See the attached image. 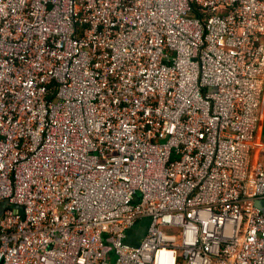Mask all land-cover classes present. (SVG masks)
<instances>
[{"label": "built area", "instance_id": "built-area-1", "mask_svg": "<svg viewBox=\"0 0 264 264\" xmlns=\"http://www.w3.org/2000/svg\"><path fill=\"white\" fill-rule=\"evenodd\" d=\"M263 39L264 0H0V264H264Z\"/></svg>", "mask_w": 264, "mask_h": 264}, {"label": "crops", "instance_id": "crops-1", "mask_svg": "<svg viewBox=\"0 0 264 264\" xmlns=\"http://www.w3.org/2000/svg\"><path fill=\"white\" fill-rule=\"evenodd\" d=\"M257 139L264 143V124H263L262 130H260V132L258 133ZM259 161H262L264 163V145H263L262 148H256L252 152V162L256 163V162H259ZM129 235H130L131 242L133 244H136L137 241L134 238L136 236L133 235L131 232H130Z\"/></svg>", "mask_w": 264, "mask_h": 264}, {"label": "rangeland", "instance_id": "rangeland-1", "mask_svg": "<svg viewBox=\"0 0 264 264\" xmlns=\"http://www.w3.org/2000/svg\"><path fill=\"white\" fill-rule=\"evenodd\" d=\"M263 41H264V39H263ZM131 233L133 234V235H135L136 237H134L135 238V240L137 241V242H139L145 235H146V233H147V226L146 225H144V226H142V227H140V228H138V227H136V228H134L132 231H131ZM136 242V243H137Z\"/></svg>", "mask_w": 264, "mask_h": 264}, {"label": "water", "instance_id": "water-1", "mask_svg": "<svg viewBox=\"0 0 264 264\" xmlns=\"http://www.w3.org/2000/svg\"><path fill=\"white\" fill-rule=\"evenodd\" d=\"M5 205H6V204H3L2 209L0 210V215H1L2 212L4 211V206H5ZM256 205H257L258 207H260L261 209L264 210V200H262V199L257 200V201H256Z\"/></svg>", "mask_w": 264, "mask_h": 264}, {"label": "trees", "instance_id": "trees-1", "mask_svg": "<svg viewBox=\"0 0 264 264\" xmlns=\"http://www.w3.org/2000/svg\"><path fill=\"white\" fill-rule=\"evenodd\" d=\"M3 204H5V203H0V210L2 209ZM5 207H6V205L4 206V209H5Z\"/></svg>", "mask_w": 264, "mask_h": 264}]
</instances>
